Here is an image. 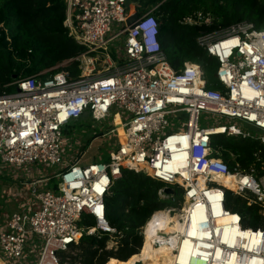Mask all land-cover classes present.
<instances>
[{"label": "built area", "instance_id": "obj_1", "mask_svg": "<svg viewBox=\"0 0 264 264\" xmlns=\"http://www.w3.org/2000/svg\"><path fill=\"white\" fill-rule=\"evenodd\" d=\"M64 3L63 26L84 48L71 60L79 75L57 69L42 79L39 72L5 86L14 90L0 96V177L26 189L0 201V264H82L75 248L83 236L106 237L104 249L117 250L124 237L106 219L105 198L122 170L162 184L161 200L181 195L180 218L169 225L173 263L264 264V230L242 227L240 216L225 208L231 193L264 216V159L258 151L259 169L231 171L212 148L221 136L264 147V28L238 22L209 30L216 18L201 10L180 18L181 26L200 28L195 42L217 62L213 86L198 64L170 66L153 9L138 16L135 0ZM118 42L124 57L113 66L108 52L118 51ZM100 56L106 68L95 74ZM204 114L218 124L204 127ZM88 117L94 123L112 118L114 128L101 132L116 140L107 160L83 161L91 139L79 153L86 132L75 126ZM32 166L51 175L17 181L12 171ZM11 203L15 209L8 211ZM85 216L93 226L81 225ZM147 225L138 230L143 242Z\"/></svg>", "mask_w": 264, "mask_h": 264}, {"label": "trees", "instance_id": "obj_2", "mask_svg": "<svg viewBox=\"0 0 264 264\" xmlns=\"http://www.w3.org/2000/svg\"><path fill=\"white\" fill-rule=\"evenodd\" d=\"M135 3L138 16L153 9L152 14L159 23L160 46L170 66L179 70L185 62L198 64L207 84L213 86L217 85L214 79L217 62L197 46L195 38L200 28L181 26L180 18L201 10L211 12L216 18L209 30L238 22H251L257 29L264 28V0H135ZM64 19V0H0V96L11 93L14 89L5 86L17 79L65 62L61 67L63 70L72 77L79 75L78 63L69 60L84 49L68 36ZM212 148L231 171L236 165L245 171L252 164L259 169L254 156L258 151L264 159V147L256 141L221 136L212 139ZM162 187L142 174L122 170L121 178L116 180L105 198V207L107 221L122 231L124 238L117 250L107 252L103 250L106 237L83 236L80 241L82 264H137L141 246V251H148L142 244L139 228L147 222L160 221L163 209L170 207L172 197H181L177 192L160 200L156 193ZM225 208L240 216L242 227L264 230V216L259 206L248 205L245 199L227 193ZM156 211L160 212L149 220ZM81 225L91 227L94 222L85 216Z\"/></svg>", "mask_w": 264, "mask_h": 264}, {"label": "rangeland", "instance_id": "obj_3", "mask_svg": "<svg viewBox=\"0 0 264 264\" xmlns=\"http://www.w3.org/2000/svg\"><path fill=\"white\" fill-rule=\"evenodd\" d=\"M130 3L133 6H135L134 2H130ZM115 45H116V47H118V49L122 47V44L120 45V42L115 43ZM79 46H81V45H79ZM115 51H113V49L111 48L110 51L108 52L112 58L113 66L115 65L114 60L117 59V61H118V60L123 59V57H124V55L120 49L116 52ZM104 56L105 55L103 54V57ZM103 57H101V56L99 57V61L97 62V65H96L95 74L103 72L105 70L104 68H106V65L103 63ZM69 62H71V60H69ZM63 64L64 63L53 66V67H51L47 70L41 71V72H44L46 74V73H50V72L57 70V69H62L61 67L63 66ZM201 121L203 122L204 127H208V126L210 127V126L218 124L217 121H215V118L208 116V115H205V114L201 115ZM117 123H118V121H117ZM233 124H235V123H233ZM235 125L239 126L237 124H235ZM75 127L78 131H81V132L85 131L86 132V134L84 135V142L85 143H84V146L79 149V153L81 151H85L87 149V145L91 139L90 148H88L85 151V156L83 157V161L98 162V158L100 156H101L102 160H107L108 153L110 152L113 144H115V141H116L115 137H112L109 140H107L105 138H99V139L93 140L92 137H93L94 132H96V134H101V132L105 133V132L113 129L114 127H113L112 118H110L108 120H104L100 123H94L88 117V118L83 119V121L81 122V126H75ZM243 128H245V130L252 131L251 128H249L247 126H243ZM118 132H119V137L121 138L122 133L120 131H118ZM231 157L233 158V155H231ZM12 173L17 175V177H16L17 181L25 182V183L30 182L32 180V177L37 175V174L39 175V177L42 175L43 176H45V175L50 176L51 175L50 172L46 168H41L39 166L24 167V168H21L17 171H12ZM17 183L18 182H15L14 184H12V182H9V180H7L6 178L0 177V193L2 191V194H4V196H6V194L9 193L7 195H9L10 197H13L14 195L19 196L21 194V192H25L26 189L25 188L23 189L22 187H20V185H16ZM2 194H0V195H2ZM6 199H7V196H6ZM0 201L3 203V200L0 199ZM1 202H0V204H2ZM182 203H183L182 198L180 196L178 197L176 195L174 198H172L169 205L172 208L180 209L182 206ZM2 214L5 215V212H2L0 210V216ZM75 249H76L77 253L79 254V257L82 261L83 249L81 248V244L79 243ZM103 250L108 252V250H105L104 248H103ZM138 264H143V262H139Z\"/></svg>", "mask_w": 264, "mask_h": 264}, {"label": "bare ground", "instance_id": "obj_4", "mask_svg": "<svg viewBox=\"0 0 264 264\" xmlns=\"http://www.w3.org/2000/svg\"><path fill=\"white\" fill-rule=\"evenodd\" d=\"M118 131L122 133L121 128H119ZM122 137L123 133L121 139ZM171 209H173L171 214L166 211L162 212L160 221L148 223L146 227V239L145 242H143V245L145 244L148 247V251L144 252L140 249L137 256V264L139 262H143V264H175L170 259L171 251L175 248V239L169 225H176L178 223L180 213L176 208ZM153 217L149 220L153 219ZM153 233H155L157 237L153 238Z\"/></svg>", "mask_w": 264, "mask_h": 264}, {"label": "water", "instance_id": "obj_5", "mask_svg": "<svg viewBox=\"0 0 264 264\" xmlns=\"http://www.w3.org/2000/svg\"><path fill=\"white\" fill-rule=\"evenodd\" d=\"M135 19H136V15L132 16V17L127 21V24L131 26V25L133 24V22H134ZM101 136H102V134H98L95 138H101ZM95 138H94V139H95ZM165 191H166L167 194H171V193H172V190H170V189H165Z\"/></svg>", "mask_w": 264, "mask_h": 264}, {"label": "crops", "instance_id": "obj_6", "mask_svg": "<svg viewBox=\"0 0 264 264\" xmlns=\"http://www.w3.org/2000/svg\"><path fill=\"white\" fill-rule=\"evenodd\" d=\"M0 194H2V191H1V193ZM1 196V195H0ZM3 197H4V194H2V196L0 197V199L1 200H3ZM15 209V207L13 206V204L11 203L10 205H9V207H7V210L9 211H12V210H14Z\"/></svg>", "mask_w": 264, "mask_h": 264}]
</instances>
